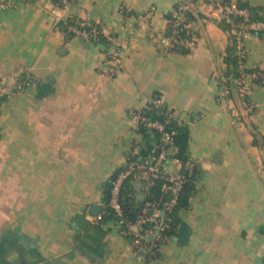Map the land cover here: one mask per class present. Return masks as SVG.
Masks as SVG:
<instances>
[{"label":"crops","instance_id":"1","mask_svg":"<svg viewBox=\"0 0 264 264\" xmlns=\"http://www.w3.org/2000/svg\"><path fill=\"white\" fill-rule=\"evenodd\" d=\"M177 1L0 6V264H264V153L251 130L264 135V86H251L245 118L233 99L221 100L228 34L203 0L192 2V50L165 52L152 41ZM72 15L115 37L117 75H105L110 47L57 28ZM243 46L246 67L264 73V36L247 33ZM16 81L28 82L18 90ZM155 99L183 127L196 178L173 233L148 258L113 218L94 221L93 205L103 208L133 141L141 154L152 146V134L134 133L131 113Z\"/></svg>","mask_w":264,"mask_h":264},{"label":"built area","instance_id":"2","mask_svg":"<svg viewBox=\"0 0 264 264\" xmlns=\"http://www.w3.org/2000/svg\"><path fill=\"white\" fill-rule=\"evenodd\" d=\"M12 1L4 0L0 6L14 7L15 3ZM203 1L216 13L218 20H224L231 27V33L235 37L236 51L240 58V68H246V51L243 46V37L247 33L257 34L259 31H264V9L259 11L262 18L252 19L249 9L240 7L236 0ZM192 2L193 0H178L176 7L170 11L171 19L167 20L170 25L169 31L152 33L149 36L163 51L173 52L176 48L192 50L196 46L197 37L190 27L191 22L187 16V13L193 14ZM122 11L123 7L121 6ZM143 17L144 14L142 13L136 16L138 20H141ZM95 23L97 27L91 30H77L72 25L68 26L67 29L74 32L76 37L82 40L95 44H104L107 48H111V50L106 51L105 55L104 64L107 67L105 75L114 77L123 68L119 53L114 47L116 43L115 37L106 36L107 39L105 41L99 40L100 35L105 36V29L103 24L99 22ZM257 78V73H244L241 71L237 78L232 79V83L240 89V103L244 107V112L252 111L254 108L253 104L244 97L248 96L249 90L255 84ZM27 82L16 81L15 88L22 90L24 84ZM222 82L220 98L224 101V98L229 95V86L224 78H222ZM4 84V81L0 82V99ZM259 84L264 86V78ZM152 103L160 105L158 99L153 100ZM131 120L134 125L133 131L135 134H138L139 127L141 126L157 132L159 137L154 139L152 146L143 158L137 156L139 146L133 141L127 153L125 164L110 182L108 199L103 203V208L110 209L113 219L120 228L121 234L130 238L138 251L143 252L148 258H156L163 243V233L169 228V224L173 220L170 214L177 203L180 191L189 177L194 175V178H196V163L188 154H186L184 160L176 155L179 151V145L176 141L177 133L174 129L167 130L165 127L166 123L151 120L146 116L139 115L136 111L131 113ZM168 148L173 154L168 155ZM133 171H138L141 176L149 179V182L144 185L146 190L158 180L160 182L161 198L158 202H145L136 218L133 221H129L124 218L123 208L120 203V190L123 182ZM103 208L93 216L94 221L100 222L104 219Z\"/></svg>","mask_w":264,"mask_h":264},{"label":"trees","instance_id":"3","mask_svg":"<svg viewBox=\"0 0 264 264\" xmlns=\"http://www.w3.org/2000/svg\"><path fill=\"white\" fill-rule=\"evenodd\" d=\"M25 2L30 1V0H24ZM53 3L58 6V7H63L66 5L69 0L65 1H60V0H52ZM237 4L240 7H246L249 9L251 12V18L256 19V18H262V15L259 13L260 10L264 9L263 7L260 6H251L249 5L246 1H239L236 0ZM176 7V4L174 5L173 9ZM188 20L192 19V13H187ZM166 20L171 19V13L168 12L166 14ZM74 26L77 30H91L96 26V23L92 20H87V21H82L81 19L77 18L76 16H68L65 19H62L57 22V28L61 30L66 39H71L73 37H76V34L72 31H69L67 29L68 26ZM219 25L226 31L228 34V44L227 46L223 49L221 53L222 57V62L224 65V69L222 72L223 78L226 80L227 85L229 86V95L228 97L233 99V102L236 106L237 109H239V113L241 117H246L248 112L243 114L244 112V107L241 106L240 103V97H239V88L232 83V79L237 78L239 76V73L242 71L244 73H257L258 78L256 79L257 84L262 82V79L264 78V73L259 70L258 68H240V58L238 57L236 47H235V37L231 33V27L225 23L224 20H219ZM170 25L167 22L166 27L164 29V32L169 31ZM259 36H264V31H259L257 33ZM99 40L105 41V36L100 35ZM190 50L183 49V48H176L173 52H178V53H187ZM23 80V79H22ZM223 82H222V77L219 79V87L221 88ZM246 100L248 99L247 97H244ZM137 113L141 116H146L151 120H158L160 122H164L165 127L167 130L174 129L176 131V141L179 145V151L176 153V155L183 160L186 158V153L185 149L181 146L180 144V136L181 133L183 132V127L177 122L176 119L172 118L170 116V111L164 106V105H155L154 103H149L145 107L136 110ZM251 130H253L254 134V139H253V144L255 145H260L263 148V153H264V135L261 133H256L255 127L251 126ZM138 134L145 135V134H152L154 139H157L159 137V134L157 132H154L152 130H148L143 127H139ZM168 155L173 154L172 151L168 148L167 149ZM145 154H141L140 152L137 154L140 158H143ZM122 169L119 168L117 171L113 173L111 176L110 180L106 184L105 188V195L103 198V201L106 202L108 199V192L110 188V182L111 180L116 176V174ZM196 174V172H195ZM149 182V179L141 176V174L138 171H133L129 177L123 182L121 190H120V203L123 208V214L125 220L133 221L137 214L139 213L141 207L143 204L147 201H160L161 198V191H160V182L157 180L149 186V188L146 190L144 188V185ZM195 178L194 175L189 177L187 181L184 183L182 190L180 191V194L178 196V200L176 205L173 207L171 211V216L173 217V220L169 224V228L163 233V242L164 240L173 233L175 229V222L174 219L177 216L178 212L181 209L187 208L188 206V199L189 197L194 193L195 191ZM137 183L141 184V191H143V199L138 200L136 198L137 194ZM103 217L104 218H113V214L110 211L109 208H103ZM261 231L264 232V227L261 228Z\"/></svg>","mask_w":264,"mask_h":264},{"label":"water","instance_id":"4","mask_svg":"<svg viewBox=\"0 0 264 264\" xmlns=\"http://www.w3.org/2000/svg\"><path fill=\"white\" fill-rule=\"evenodd\" d=\"M181 170H182V168H181ZM180 170V171H181ZM138 186H139V184H137ZM138 197H139V199H143V195H138ZM93 207H94V209H95V211H94V214H97L98 212H99V210H100V207L99 206H97V205H93Z\"/></svg>","mask_w":264,"mask_h":264},{"label":"rangeland","instance_id":"5","mask_svg":"<svg viewBox=\"0 0 264 264\" xmlns=\"http://www.w3.org/2000/svg\"><path fill=\"white\" fill-rule=\"evenodd\" d=\"M253 111H254V108H253V110H252V111H249V112L251 113V112H253ZM249 112H248V114H249ZM235 120H237V118H236Z\"/></svg>","mask_w":264,"mask_h":264}]
</instances>
